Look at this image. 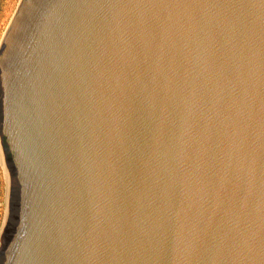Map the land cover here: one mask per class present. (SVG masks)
<instances>
[{
    "label": "water",
    "instance_id": "95a60500",
    "mask_svg": "<svg viewBox=\"0 0 264 264\" xmlns=\"http://www.w3.org/2000/svg\"><path fill=\"white\" fill-rule=\"evenodd\" d=\"M0 151V264H264V0H20Z\"/></svg>",
    "mask_w": 264,
    "mask_h": 264
},
{
    "label": "rangeland",
    "instance_id": "374dc122",
    "mask_svg": "<svg viewBox=\"0 0 264 264\" xmlns=\"http://www.w3.org/2000/svg\"><path fill=\"white\" fill-rule=\"evenodd\" d=\"M20 0H4L2 4V8L0 9V41L3 36V33L18 5ZM0 158L2 166L5 170L6 177H7V185H6V195L4 200L2 201L1 206V214H0V224L3 228L8 216L9 212V194H10V171L7 165V162L5 160V157L0 151ZM1 228V230H2Z\"/></svg>",
    "mask_w": 264,
    "mask_h": 264
},
{
    "label": "crops",
    "instance_id": "0c3cea01",
    "mask_svg": "<svg viewBox=\"0 0 264 264\" xmlns=\"http://www.w3.org/2000/svg\"><path fill=\"white\" fill-rule=\"evenodd\" d=\"M3 2L4 0H0V9L2 8ZM6 185H7V177L0 158V214H1L2 201L4 200L6 195ZM1 228L2 227L0 224V232H1Z\"/></svg>",
    "mask_w": 264,
    "mask_h": 264
}]
</instances>
